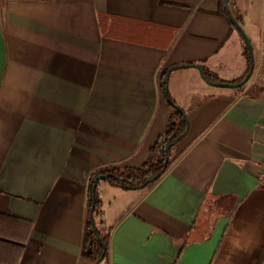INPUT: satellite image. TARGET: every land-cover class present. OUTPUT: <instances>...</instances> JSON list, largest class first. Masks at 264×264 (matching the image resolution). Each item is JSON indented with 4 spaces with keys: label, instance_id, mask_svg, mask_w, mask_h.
Returning <instances> with one entry per match:
<instances>
[{
    "label": "crops",
    "instance_id": "0c3cea01",
    "mask_svg": "<svg viewBox=\"0 0 264 264\" xmlns=\"http://www.w3.org/2000/svg\"><path fill=\"white\" fill-rule=\"evenodd\" d=\"M0 0V264L79 260L91 173L140 167L188 128L148 191L97 185L102 264H264V0ZM249 61V60H248ZM164 80H163V79ZM218 88L214 90L213 88Z\"/></svg>",
    "mask_w": 264,
    "mask_h": 264
},
{
    "label": "trees",
    "instance_id": "16d2710c",
    "mask_svg": "<svg viewBox=\"0 0 264 264\" xmlns=\"http://www.w3.org/2000/svg\"><path fill=\"white\" fill-rule=\"evenodd\" d=\"M227 8L228 6L226 5L225 1L221 0L218 13L227 17ZM231 29L236 30L232 25ZM245 55L247 57V62L249 63L247 51L245 52ZM204 74L209 81H217V79L210 74L206 72ZM160 88L162 90L165 89L164 81L161 83ZM171 103L175 105L174 102ZM169 105L172 107L173 111L167 122L165 130L159 135L157 141L150 149L148 159L140 167L131 168L118 164H111L104 167H99L91 173L88 186V200L86 206L85 222L79 254L80 261H86L89 264H95L103 252V246L105 247V251L100 264L108 260L109 236L112 227L108 229L103 228L104 213L100 206L97 190L94 193L95 206L92 212V217H90L93 195L91 189L94 179L98 176L106 175L107 178L104 181H106L108 184L112 186H122L123 188L129 190H137L141 192V195H143L171 168L173 164L172 149L174 146H172L167 151L166 155L164 149L183 134L186 129V119L183 116L182 111L176 109L170 103ZM166 160L167 162H165ZM157 174L161 175L156 181L144 186L148 179ZM91 220L94 222V227L91 224Z\"/></svg>",
    "mask_w": 264,
    "mask_h": 264
},
{
    "label": "water",
    "instance_id": "95a60500",
    "mask_svg": "<svg viewBox=\"0 0 264 264\" xmlns=\"http://www.w3.org/2000/svg\"><path fill=\"white\" fill-rule=\"evenodd\" d=\"M226 5H228L229 3V0H224ZM227 17H228V20L229 22L231 23V25L238 31V33L240 34L241 38L243 39L244 41V44H245V47H246V50H247V54H248V60H249V68H248V71L246 73V75L244 76V78L237 84H229V83H222V82H211L209 81L205 74H204V71H203V68L199 65H187V66H183V67H193L195 68L198 73H199V76L200 78L208 85L210 86H214V87H220V88H235V87H240L242 86L243 84H245L247 82V80L250 78L251 74H252V71H253V67H254V59H253V52H252V47H251V44H250V41L248 39V37L246 36L245 32L243 31L241 25L239 24V22L232 16L231 12L229 11V9L227 8ZM172 69V68H171ZM171 69L167 70L166 72V79H165V84H167V78L169 76V73L171 71ZM164 95H165V98L166 100L168 101V103H170L171 105H173L176 109L180 110L177 106H175L174 104H172L170 101H169V98H168V95H167V88H165L164 90ZM181 111V110H180ZM183 114V112H182ZM183 116L185 117V114H183ZM186 119V117H185ZM187 128H188V124H187V120H186V129L185 131L183 132V134L177 138L174 142H172L170 145L166 146L165 149H164V152H165V155L167 153V151L172 147L174 146L175 144L178 143V141L181 139V137H183L186 132H187ZM167 162V160L165 161ZM161 174H157L155 176H153L152 178L148 179L144 186L149 184V183H152L154 181H156L159 177H160ZM107 178L106 175H103V176H98L94 179V183L92 185V205H91V210H90V217H92V212H93V209H94V206H95V197H94V193L97 189V185L100 181H104L105 179ZM91 224L92 226L94 227V222L93 220H91ZM103 246V245H102ZM104 251H105V247L103 246V252L101 254V256L97 259V261L95 262V264H100L102 259H103V256H104Z\"/></svg>",
    "mask_w": 264,
    "mask_h": 264
},
{
    "label": "built area",
    "instance_id": "2783aa9c",
    "mask_svg": "<svg viewBox=\"0 0 264 264\" xmlns=\"http://www.w3.org/2000/svg\"><path fill=\"white\" fill-rule=\"evenodd\" d=\"M257 180L260 185L264 186V163L258 173Z\"/></svg>",
    "mask_w": 264,
    "mask_h": 264
},
{
    "label": "rangeland",
    "instance_id": "374dc122",
    "mask_svg": "<svg viewBox=\"0 0 264 264\" xmlns=\"http://www.w3.org/2000/svg\"><path fill=\"white\" fill-rule=\"evenodd\" d=\"M213 88V87H212ZM214 90H218V88H213ZM221 89V88H219ZM103 228H106V225L104 224Z\"/></svg>",
    "mask_w": 264,
    "mask_h": 264
}]
</instances>
